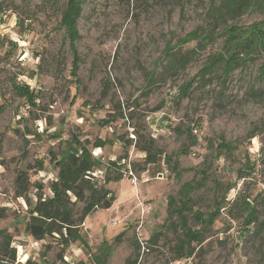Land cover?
I'll list each match as a JSON object with an SVG mask.
<instances>
[{"label":"rangeland","instance_id":"obj_1","mask_svg":"<svg viewBox=\"0 0 264 264\" xmlns=\"http://www.w3.org/2000/svg\"><path fill=\"white\" fill-rule=\"evenodd\" d=\"M55 1L47 5L41 0H0V209L6 215L0 219V231L13 237L15 264H28V260L63 264L57 259L56 245L43 256V246L52 241L34 240L26 233L25 222L36 202L35 184H43L45 195H50L49 184L57 177L50 151L66 153L71 135L91 144L96 139L111 142L101 149L90 146L102 162L94 173L98 185H103L111 162L117 164L111 173L117 168L123 178L105 185L115 196L112 207L87 217L80 239L65 250V262L91 263V255L101 254L107 243L106 264H127L137 253L139 264H264V232L254 235V226L245 230L246 215L233 219L221 210L205 232L206 241L195 244V253L180 261H174L175 247L184 230L161 229L166 222H178L176 217L168 220V196L178 198L183 183L199 181L205 164L212 169V182L195 195V210H212L213 180L218 179L224 187H234L227 196L230 203L241 194L259 197L257 208L264 221V99L250 95L251 87L264 85L258 81L262 59L236 69L228 79L218 66L205 78L211 77L210 86L200 76L179 101L180 87L220 51L223 39L199 51L184 70L164 58L169 43L178 44L193 30L212 28L207 13L219 0H86L78 24L79 83L70 75L72 53L58 29L66 0ZM258 19L249 15L237 23L246 26ZM197 44L193 41L174 52H194ZM154 69L159 81L145 95L147 74ZM14 76L18 84H28L35 91L40 108L15 94L8 80ZM119 105L125 119L117 113L108 115ZM131 113L133 120L128 118ZM105 119L113 122L105 125ZM140 124L146 125L167 155H179L180 169H189L180 179L163 159L140 170L145 155L125 144L135 140L134 127ZM252 134L255 137L249 139ZM221 141L238 150L234 155H218L216 144ZM183 149L188 154H180ZM125 154L126 160H119ZM38 163H43L42 170ZM239 169L245 171L244 178L237 174ZM21 172L30 176L27 200L16 196L15 181ZM187 217L189 225L197 227L192 216ZM160 231L157 243H150Z\"/></svg>","mask_w":264,"mask_h":264},{"label":"trees","instance_id":"obj_2","mask_svg":"<svg viewBox=\"0 0 264 264\" xmlns=\"http://www.w3.org/2000/svg\"><path fill=\"white\" fill-rule=\"evenodd\" d=\"M44 4L56 3L55 0H41ZM169 1V0H160ZM176 1V0H171ZM86 0H66L64 9L61 13V19L58 25L64 33V41L67 43L72 53V63L70 75L75 83H79L78 71L80 69L81 57L77 48L78 42L82 39L79 31V20L82 16L84 3ZM212 20V28L206 30L199 28L187 33L176 45L167 46L164 58L172 64H176L177 70H184L193 60L195 55L206 49L209 45L215 43L219 39H223L220 51L211 57L198 75L180 87L179 101L186 98L189 90L201 76L202 80L207 76H211L215 69L220 66L223 76L228 79L231 74L239 68L248 67L262 59L258 68V81L264 82V0H219L218 4H213L207 13ZM256 15L258 20L253 23L241 26L237 21L245 16ZM193 41H197V47L194 52H188L185 55H176L174 51L181 49ZM59 63V62H58ZM59 65L64 66L61 61ZM178 72V71H176ZM15 94L26 100L33 107L37 104L38 95L30 88L28 84H18L16 77L8 79ZM211 77L205 79V86L212 84ZM147 84L144 91L145 95H150L159 79L156 78V69L148 72ZM250 95L257 100L264 99V85L260 87H251ZM40 108V106H39ZM115 113H109L110 117L116 116L117 113L121 119H125V114L121 105L117 106ZM43 111V108L40 109ZM133 120V113L128 117ZM39 118H37L38 120ZM110 120L105 119L104 124L109 125ZM192 134V130H190ZM135 140H127L125 144L128 147H134L137 151L145 155L144 166L140 167L143 171L146 167L156 164L163 159L165 164L174 173L177 179L181 178V174L189 171V169H180L178 156L167 155L165 151L159 147L156 139L147 132L146 125L140 124L134 127ZM255 135H250L252 139ZM68 143V151L62 155H56L50 151L51 164L58 169L57 177L49 184L50 195H45L44 185L36 183L37 189L36 202L34 206L28 210V220L25 222V231L34 240L43 242L50 239L52 243L44 245L45 254L49 253L53 246L60 248L58 260L63 264H106L108 257L107 243H104L101 254L91 255L92 262L77 261L75 263H67L64 261L65 250L80 239V229L89 215L97 210L110 209L115 201L113 192L105 185L113 181H120L123 178L121 172L111 173V167H116L115 162L109 163L110 167H106L104 183L98 185L94 173L101 168L102 162L100 158H95L90 146L93 148H104L111 144L108 140L96 139L92 144L88 139L82 140L78 135H71L66 141ZM196 142L195 139L192 141ZM214 141L209 140V144ZM216 152L218 155H234L238 150V146L225 141L216 144ZM180 154H188L187 149L180 151ZM127 155L120 157L119 160H126ZM40 170L44 168L43 163H38ZM136 167V166H135ZM199 171L201 179L199 181H188L181 185L179 197L168 196V220L176 217L178 222H168L161 225V229L184 230V237L175 247L176 256L174 261H180L184 258L192 256L196 247L195 244L201 246L207 239L206 231L210 229L218 218L221 216V210L225 209L226 216L239 219L244 215L242 225L245 230L250 226H254V235L264 232V221L259 217L257 201L259 197L254 199L247 194H241L230 203L227 201L228 194L234 189L232 185L224 187L218 179L213 180L214 205L211 211L195 210V195L207 188L211 181V167ZM251 171V169H250ZM244 170L239 169L237 174L240 178H244ZM248 172V171H246ZM251 175L250 173H246ZM212 182V181H211ZM16 196L18 198L28 199L30 176L25 172L19 173L15 181ZM221 192L222 197H218ZM237 213V215H234ZM187 214L191 215L197 227L189 225ZM4 209H0V219L5 217ZM250 232V231H248ZM162 235V231L156 233L150 243L156 244ZM122 235L116 240L120 241ZM136 249H140V243L135 242ZM202 247H200L201 249ZM17 258L16 248L13 246V237L8 231H0V264H15ZM140 254L137 253L133 261L127 260V264H139ZM28 264L32 263L28 260Z\"/></svg>","mask_w":264,"mask_h":264}]
</instances>
